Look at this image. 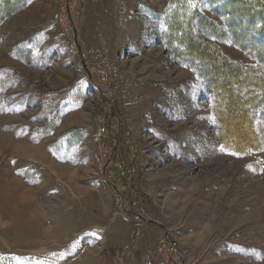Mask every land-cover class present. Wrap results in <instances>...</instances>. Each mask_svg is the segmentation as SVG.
Wrapping results in <instances>:
<instances>
[{"label": "rangeland", "instance_id": "1", "mask_svg": "<svg viewBox=\"0 0 264 264\" xmlns=\"http://www.w3.org/2000/svg\"><path fill=\"white\" fill-rule=\"evenodd\" d=\"M240 2L0 0V264H264V18Z\"/></svg>", "mask_w": 264, "mask_h": 264}, {"label": "trees", "instance_id": "2", "mask_svg": "<svg viewBox=\"0 0 264 264\" xmlns=\"http://www.w3.org/2000/svg\"><path fill=\"white\" fill-rule=\"evenodd\" d=\"M253 1V0H252ZM226 4H227V2H226ZM225 4V1H222V2H220V3H218L217 5H216V7H217V9L215 8V10H217V11H219L222 15V17H224V18H226V13L228 12V5H226ZM218 5H224L225 6V8H220V7H218ZM231 6H233V5H231ZM234 7L236 8V10L239 12V11H249V10H254V9H256V11L255 12H260V15L259 14H257V13H255V12H253V14L251 15V17L253 18V17H257V18H261L262 16H263V18H264V3H260V9H257V6L256 5H253V2L251 3L250 2V0H247V1H245V0H241V2L240 3H238L237 5H234ZM232 17V16H231ZM232 19H234L233 17H232ZM254 19V18H253ZM243 31H248L247 29H243ZM261 34L260 33H257L256 34V36L257 37H259ZM262 43H264V41L262 42ZM182 46H185V49H188L187 48V46L186 45H182ZM203 46V45H202ZM204 48H206V49H208V47H206V46H203ZM204 48H203V50H204ZM185 49H184V47H183V49L182 50H184L185 51ZM212 51H213V49H212ZM189 60V59H188ZM202 62V60L201 59H199V58H193V60H189V62H185V61H183V63H185V64H187L189 67H191L192 69H194V71L195 72H197V73H199V75H201L200 74V66L201 65H199V63H201ZM203 69H204V72H201V73H205V75H201L202 77H204L205 78V80L207 81V82H209V80L210 79H208L207 78V74H208V69L203 65V67H202ZM259 95H260V98H261V100H262V103H258V105H259V108H262L261 109V112H262V117H264V91L263 90H261V92L259 93ZM243 97V95H241V98ZM244 100V99H243ZM248 100V99H247ZM241 102H242V100H241ZM259 102H261V101H259ZM235 104V103H234ZM237 104L239 105H241V103L239 102H237ZM235 106H236V104H235ZM251 106H253L254 107V105H251ZM250 106V107H251ZM242 107H243V109H244V106H243V104H242ZM253 107H251L250 108V112L253 110ZM225 109V108H224ZM226 110V109H225ZM249 109L247 108V109H244V111L246 112V111H248ZM218 112V116L216 115V117H215V123H216V126H217V128H218V123H219V121H220V119H221V116L219 117V110L217 111Z\"/></svg>", "mask_w": 264, "mask_h": 264}, {"label": "bare ground", "instance_id": "3", "mask_svg": "<svg viewBox=\"0 0 264 264\" xmlns=\"http://www.w3.org/2000/svg\"><path fill=\"white\" fill-rule=\"evenodd\" d=\"M4 142H5V138H4L3 136H0V146H1L2 144H4Z\"/></svg>", "mask_w": 264, "mask_h": 264}]
</instances>
